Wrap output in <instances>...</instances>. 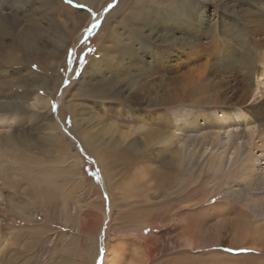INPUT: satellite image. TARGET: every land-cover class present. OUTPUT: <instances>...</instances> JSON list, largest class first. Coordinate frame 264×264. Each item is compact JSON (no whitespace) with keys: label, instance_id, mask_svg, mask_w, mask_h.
Masks as SVG:
<instances>
[{"label":"rangeland","instance_id":"rangeland-1","mask_svg":"<svg viewBox=\"0 0 264 264\" xmlns=\"http://www.w3.org/2000/svg\"><path fill=\"white\" fill-rule=\"evenodd\" d=\"M45 1L0 0V43L15 49L11 65L0 61V103L19 108L0 110V264H99L113 251L119 264H264V234L232 229L242 212L264 227L259 206L250 205L258 200H244L234 192L241 183H226L210 170V158L223 149L195 142L210 130L187 137L196 139L188 175L163 166L177 159L179 144L174 152L159 144L144 152L152 122L182 136L175 131L177 115L189 108L195 114L244 107L249 124L264 129L258 116L264 93L246 95L264 80V0H96L92 6ZM29 18L39 24L31 31L32 47L20 41ZM180 37L190 42L192 63L172 73L166 90L171 105L165 108L139 105L119 93L122 87L107 84L108 70L93 67L111 53L114 65L122 57L136 59L149 72L163 56H174L173 65L185 63L176 58L181 48L169 44ZM86 132L101 134L104 157L89 146ZM9 136L16 141H6ZM115 151L126 152L136 165L122 163ZM146 153L152 171L145 169ZM139 169L147 176L136 181ZM167 172L176 175L170 190L160 176ZM215 207L216 218L230 222L219 234H206L214 241L199 247V233L215 221L209 217Z\"/></svg>","mask_w":264,"mask_h":264},{"label":"bare ground","instance_id":"bare-ground-1","mask_svg":"<svg viewBox=\"0 0 264 264\" xmlns=\"http://www.w3.org/2000/svg\"><path fill=\"white\" fill-rule=\"evenodd\" d=\"M73 1L88 4L90 6L94 5V3L96 2V0H73ZM45 3L51 4V0H46L44 2V4ZM262 9L264 11V7ZM171 20H170V22H171ZM132 21H134V20L132 19ZM29 22H30V24L28 26L29 31L27 30V31L22 33L20 41H22V44H25V45L28 44V45H31V47H32V44L35 41L34 40L35 35L31 36V34L33 33L31 31L33 29L35 31L36 28L39 29V27H38L39 24L36 23L35 21H33V19H31V18H29ZM138 24H140V23H138ZM170 30H172V29L170 28ZM3 31H5V29ZM38 31H37V33H38ZM86 31H87L86 32V34H87L89 31L88 30H86ZM186 31L187 30H184L183 33L185 34ZM172 32H173V30H172ZM111 34L112 33L110 32V35ZM172 34L174 35V33H172ZM40 35H42V34H40ZM55 37H56V39L59 38V36H57V35ZM41 40H42V38H41ZM179 40H180L179 42L173 41L172 43H169V44H172L175 47L181 48L182 54L179 57H176V56L175 57L178 60H180L182 58L187 59V61L185 63H182V64L173 65L172 62L174 61L173 60L174 56H168V57L163 56V57H160L159 59H155L152 61V65H151L152 70H151V72H149L150 70L148 71L147 70L148 68L145 69V66H143L142 63L136 59L135 60L131 59L130 61L125 62V61H123V57L120 58L121 57L120 56V57H118L120 59L117 60V62L114 65L113 64L114 59H113V57L111 55L112 53H111V54H107V55L103 54L102 55L103 62L100 63V61H98L94 64L93 67H94V69H96L95 71H98L99 73H104V71L108 70V72H110L111 77H108V79L106 80L107 84H109V85H115L116 84L117 87H119V86L122 87V91L119 90V93L121 94V92H123V93L125 92L126 94L129 95L128 98H131L133 101H136L139 105L152 104L153 106H159L160 108H165V107L171 105V100H170L171 97L166 93V90L171 83L172 73L176 72V71L178 72L179 70H180L179 72H181L186 67L188 68L190 66V63H192V59H191V61H189V59H188V51L190 48V42L187 39L181 38V37ZM45 42H43V43H45ZM55 43H57V42H55ZM55 43H53V44H55ZM8 45L0 43V61L3 62L4 65L5 64L11 65L14 62L13 53H14L15 49H13L11 45H10L11 47L10 46L8 47ZM123 48H125V47H123ZM33 49H34L33 52L35 53L34 56L36 58H40L37 55V53L35 52V51H37L36 50L37 48H33ZM38 54H40V53H38ZM123 54H126V53L122 52V55ZM39 60H41V59H39ZM117 64H118V66H117ZM123 69H124V71H123ZM152 71H153V73H152ZM105 75H107V74H105ZM155 76H159L161 78L160 82L158 81L159 83L154 81L156 78H158ZM248 76H249V74L243 75L244 78H246ZM39 79H40V77H39ZM141 82H142V87H140L141 85H139V84H141ZM9 86L10 85H8V87ZM5 87H6V85H5ZM2 88H0V92H2L5 89V88L4 89H2ZM9 88H11V87H9ZM115 93H118V91ZM260 93H264V80L257 81L256 88L253 90L248 89L246 92V95L248 97L254 95V97H255L256 95H258ZM125 97H124V99H125ZM126 99H127V97H126ZM48 103H49V101L38 100V104L48 105ZM7 107H9L7 104H4V103L2 104V102L0 103V110H3V111L4 110H15L16 111L19 109V108L13 109L11 107H9V108H7ZM29 107L31 109V107H37V106L35 104H33L31 106L29 105ZM5 108H7V109H5ZM243 108L244 107H235V108H232L233 111L231 109H229L232 112H228L226 109L221 110L220 112H218V111L215 112L212 109L207 110V111L199 109L198 111H196L195 114L191 113V108H189L188 113H184V111H185L184 110L183 112H180L177 115L178 122L176 124L177 126H175V131L182 132V136L175 134L171 130V128L169 129L167 127H163L161 122L158 120L155 123L152 122L149 125V127L147 128L146 133L144 134L145 143H146V146L148 147V150H145L144 152H148L150 150L149 149L150 147L156 146L157 144L164 145L165 148L168 149L169 152L170 151L174 152V150H171L173 144L174 143L179 144V146H180L179 152L175 153L177 156V159L174 158V162L172 160H170V162H167V161L163 162V166L167 169H171L173 167H176L177 168L176 170L178 172H183L184 174L186 173L188 175L189 171L187 168L188 167L190 168V165L192 164V160H193L191 143L193 142L192 139H194V138L189 139L187 137L189 136L190 133H192V131L195 133V131L199 132L200 130H207V129L210 130V131H208V133L205 134V136H202V139H199L198 141L196 139H194V141L196 140L195 141L196 143H198V144L201 143L202 146L206 145L207 142L209 141L214 147L217 148V150L223 149L222 152L218 151L217 153L215 152L216 154L214 153L213 156L211 155L212 157L210 158V161L208 164L210 170L215 169L216 172H219L220 174H222L224 179H226V183H236V182L241 183V184H239V186L241 188H238V190L233 189L234 192L238 193L240 195H242V193H243V196L245 197L244 200H249V199L251 200V199H253L252 195H254L255 196L254 199H256L258 201L255 204H250V205H251V207L253 206L254 208L256 206H259L260 211L257 210L258 211L257 213L259 214V216L263 217V219H264V129H262L261 131L255 130L249 124V119H251V116L248 114H251V113L247 114L248 110L245 111V109H243ZM259 108H260L259 112L256 111L259 114L258 116L264 117V106H261ZM257 110H258V108H257ZM10 118H12V117H9V119ZM123 118H125V117H123ZM10 120H11V122L13 121V119H10ZM133 120H135V118ZM133 120L128 119L129 122L133 121ZM135 122H137V121L135 120ZM243 125H245V128L242 127ZM102 133H103L102 135H107L109 133V131L108 130H102ZM99 134L100 133H96V134L91 133L90 134L89 132H86L88 141L90 143L89 146L92 147L94 152H97L99 154V156L101 157L105 153L103 152V150L101 148V146H102L101 144L103 143L102 142L103 140H101V138H100L101 134L100 135ZM10 139H13V137H10V136L6 137L5 140L8 141ZM13 140H15V139H13ZM245 140L248 141V143H246ZM209 142H208V144H209ZM118 144H120L119 141H118L117 145ZM193 144H195V143L193 142ZM198 144H197V146H198ZM246 147H247V149H245ZM126 148L129 149L130 147H126ZM162 150L163 149L159 150L158 152H162ZM115 153H116L115 157L118 158V160H119V158H121L120 161L122 163H125L127 166L133 167L136 165V161L134 159H132L131 157H129V154H127L126 152L120 153L119 151L118 152L115 151ZM147 155H148V153L145 154V158H146V160H145L146 165L144 164L145 169L147 168L148 171L149 170L152 171L153 165H154L152 163L153 158L150 156H147ZM156 158H158V157H156ZM154 162H156V161H154ZM116 163H117V160L115 158H113L111 161H109L108 166H109L110 170H113V167L116 166ZM187 165H188V167H187ZM146 176H147V174L143 171V169H141V170L139 169L135 172L134 180L140 181V180L145 179L144 177H146ZM160 176H161V179L168 185V187H169L168 190H170L172 188L173 183H174V177H176L175 173H172V172L168 173L167 172V173H162ZM7 179L8 178L6 177L5 178L6 186L9 184ZM181 180H182V178H181ZM181 180L180 181L177 180V181L181 182ZM183 185H184V183H183ZM233 188H234V186H233ZM181 192H183V191H181ZM256 196H258V197H256ZM184 197H185V195L182 194V196H180V200L183 199ZM217 215H218V209H216V207H215L209 216V217L215 219V221L213 222V220H212V222H210V224L208 222V227L202 228V230L200 231L199 234H202V235H200L198 242H196L199 247L204 246L206 244L205 242L211 238L214 241L213 236H210V235L208 236L206 234H219L220 227L223 226V224H225L226 221L230 222V220H228L227 218H225V219L216 218V217H218ZM232 220H233V218H232ZM233 222L235 225L234 227L232 226V229L234 228L233 234H240V235H242V234H246V235L247 234H257L256 230H260L261 231L260 233L264 234V227L258 229L257 225L260 224L259 221H256V219H255V222L258 223L255 225L253 223V221H251V216L248 212H242L241 215H239V218L235 221H232V223ZM263 222H264V220H263ZM236 236L234 238H236ZM100 242H101L100 246L103 247V237L101 238ZM191 244L192 243L190 242L189 245H191ZM207 244H208V242H207ZM205 246H207V245H205ZM118 256H119V254L117 253V251H113L112 253H110L107 256L106 259H104L103 264H119V262H120L119 258L120 257L118 258ZM136 256L139 257L138 253H136ZM131 264H137V263L135 262V263H131Z\"/></svg>","mask_w":264,"mask_h":264},{"label":"snow or ice","instance_id":"snow-or-ice-1","mask_svg":"<svg viewBox=\"0 0 264 264\" xmlns=\"http://www.w3.org/2000/svg\"><path fill=\"white\" fill-rule=\"evenodd\" d=\"M66 2L69 3V4H72L73 0H66ZM96 27H97V25H95V24L92 25V29H94ZM92 29H89L88 31L91 32ZM97 175H98V173H97ZM99 264H103V258L102 257H101V259L99 261Z\"/></svg>","mask_w":264,"mask_h":264},{"label":"water","instance_id":"water-1","mask_svg":"<svg viewBox=\"0 0 264 264\" xmlns=\"http://www.w3.org/2000/svg\"><path fill=\"white\" fill-rule=\"evenodd\" d=\"M101 249H102V251H103L104 247H101Z\"/></svg>","mask_w":264,"mask_h":264}]
</instances>
